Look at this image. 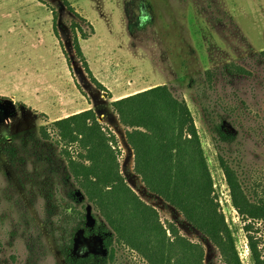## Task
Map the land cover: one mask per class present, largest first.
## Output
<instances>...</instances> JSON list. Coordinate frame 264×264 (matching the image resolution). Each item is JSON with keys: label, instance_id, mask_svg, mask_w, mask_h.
<instances>
[{"label": "rangeland", "instance_id": "rangeland-1", "mask_svg": "<svg viewBox=\"0 0 264 264\" xmlns=\"http://www.w3.org/2000/svg\"><path fill=\"white\" fill-rule=\"evenodd\" d=\"M67 1L0 0V264H69L67 253L92 256L95 264L107 257L97 227L102 217L70 176L65 146L55 134L49 141L40 133L47 121L89 108L116 135L126 182L165 225L175 223L181 234L202 243L205 264H223L206 237L145 189L134 171L126 127L112 110L113 91L124 88L121 96L160 84L187 101L241 260L252 264L205 117V71L234 62L254 72L252 78L217 82L210 95L237 136L226 153L264 195V65L255 61L264 50V0ZM75 39L105 90L90 78ZM107 264L148 263L125 248Z\"/></svg>", "mask_w": 264, "mask_h": 264}, {"label": "trees", "instance_id": "trees-1", "mask_svg": "<svg viewBox=\"0 0 264 264\" xmlns=\"http://www.w3.org/2000/svg\"><path fill=\"white\" fill-rule=\"evenodd\" d=\"M75 52L92 81L105 90L89 68L77 39ZM255 56V61L264 65V50ZM238 76L252 78L254 72L234 62L205 71V117L212 122L213 139L220 151L219 166L232 205L244 222L250 260L252 264H264V195L249 186L236 165V157L226 153L225 147L234 144L237 136L225 125L228 119L221 115L210 95L217 82ZM244 105L242 101V108ZM111 106L117 121L126 127L125 140L133 153L134 171L145 189L176 209L206 237L218 250L223 264H243L234 229L215 194L212 173L187 101L178 98L166 84H160L113 100ZM222 108L227 112L228 107ZM40 133L49 141L55 134L57 142L65 146L63 155L70 176L102 217L97 227L104 234L108 254L100 264L115 261L119 250L125 248L141 255L148 264H205L202 243L181 234L175 223L165 225L158 210L126 182L114 145L117 137L106 131L93 108L47 121ZM67 254L69 264H95L92 256Z\"/></svg>", "mask_w": 264, "mask_h": 264}, {"label": "crops", "instance_id": "crops-1", "mask_svg": "<svg viewBox=\"0 0 264 264\" xmlns=\"http://www.w3.org/2000/svg\"><path fill=\"white\" fill-rule=\"evenodd\" d=\"M124 91V88H122V89H118V90H116L115 92L113 91V93H114V100H117V99H119V98H122V97H125V96H128V95H130V94H134V93H136V92H138V91H136V92H134V93H128V94H126V95H119V94H122V92Z\"/></svg>", "mask_w": 264, "mask_h": 264}]
</instances>
